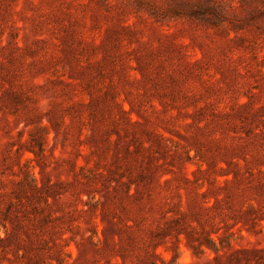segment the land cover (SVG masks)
<instances>
[{
  "label": "rangeland",
  "instance_id": "1",
  "mask_svg": "<svg viewBox=\"0 0 264 264\" xmlns=\"http://www.w3.org/2000/svg\"><path fill=\"white\" fill-rule=\"evenodd\" d=\"M0 264H264V0H0Z\"/></svg>",
  "mask_w": 264,
  "mask_h": 264
}]
</instances>
